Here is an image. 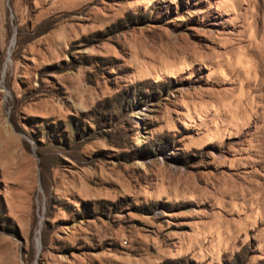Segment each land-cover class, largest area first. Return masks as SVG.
Instances as JSON below:
<instances>
[{
    "label": "rangeland",
    "instance_id": "1",
    "mask_svg": "<svg viewBox=\"0 0 264 264\" xmlns=\"http://www.w3.org/2000/svg\"><path fill=\"white\" fill-rule=\"evenodd\" d=\"M0 264H264V0H0Z\"/></svg>",
    "mask_w": 264,
    "mask_h": 264
}]
</instances>
